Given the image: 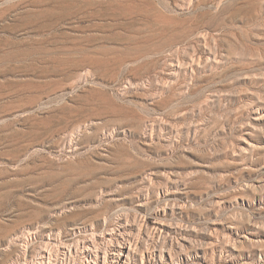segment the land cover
I'll return each instance as SVG.
<instances>
[{"label": "rangeland", "instance_id": "obj_1", "mask_svg": "<svg viewBox=\"0 0 264 264\" xmlns=\"http://www.w3.org/2000/svg\"><path fill=\"white\" fill-rule=\"evenodd\" d=\"M0 264H264V0H0Z\"/></svg>", "mask_w": 264, "mask_h": 264}]
</instances>
